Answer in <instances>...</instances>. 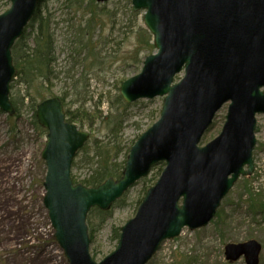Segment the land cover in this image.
Masks as SVG:
<instances>
[{
  "label": "water",
  "instance_id": "1",
  "mask_svg": "<svg viewBox=\"0 0 264 264\" xmlns=\"http://www.w3.org/2000/svg\"><path fill=\"white\" fill-rule=\"evenodd\" d=\"M105 1V0H100ZM41 0H11L0 14V107L13 115L10 86L17 75L12 47ZM146 9L157 54L121 87L128 102L167 95L160 119L130 150L123 175L97 187L75 184L73 159L89 138L66 119L59 97L44 99L37 119L48 130L42 151L47 172L44 204L69 264H147L165 239L203 227L214 217L240 175L254 170L256 114L264 113V0H133ZM185 67V76L173 85ZM227 102L218 137L199 143ZM166 163L136 215L123 227L117 248L100 262L90 253L87 215L112 204L151 168ZM248 165V170H245ZM262 246L249 240L226 246L229 260L259 264Z\"/></svg>",
  "mask_w": 264,
  "mask_h": 264
},
{
  "label": "rangeland",
  "instance_id": "2",
  "mask_svg": "<svg viewBox=\"0 0 264 264\" xmlns=\"http://www.w3.org/2000/svg\"><path fill=\"white\" fill-rule=\"evenodd\" d=\"M81 1L44 0L41 5L42 14L51 13L53 17L51 32L57 57L54 78L45 91L47 96L70 95L66 110L75 111L76 123L91 133L93 142L106 143L112 137L110 122L121 119L122 131L117 128L113 140L121 143L118 162L123 165L131 147L161 115L164 97L126 104L120 96L122 82L141 72L147 55L156 52L155 48L145 49V41L151 39L152 44L153 36L145 26L144 10L133 11L129 0L100 3L98 21L91 24L89 0L79 7ZM10 7V0H0V13ZM28 33L33 46L35 33L31 28ZM142 37L145 43H139ZM20 83L14 82L12 88L15 101L26 91ZM227 111L228 104L217 113L201 145L221 133ZM31 115L24 108L20 116L10 120L0 110V264H68L44 205V140L35 131ZM257 119L253 174L238 179L224 198L219 210L224 209L223 213L208 226L184 228L178 238L164 241L148 264H228L226 246L249 240L261 244L259 264H264V213L258 216L263 218L260 224L253 223L254 214L247 207L249 195L264 200V114ZM83 152L77 154V165L72 169L80 180L91 173L84 164L88 155ZM163 168V164L155 165L149 176L131 187L104 216L91 211L88 224L94 233L91 252L96 261L117 248L121 227L136 215ZM231 264L247 263L241 258Z\"/></svg>",
  "mask_w": 264,
  "mask_h": 264
},
{
  "label": "trees",
  "instance_id": "3",
  "mask_svg": "<svg viewBox=\"0 0 264 264\" xmlns=\"http://www.w3.org/2000/svg\"><path fill=\"white\" fill-rule=\"evenodd\" d=\"M71 1V0H67ZM84 1H81L78 6L83 7ZM88 8L92 12L91 20L93 22H97V18L99 16V12L97 8L99 6L95 1L88 2ZM88 9L87 7H85ZM90 20V24L91 21ZM51 26V15L47 14L45 16L42 15L41 6L37 8L36 14L30 24L28 25L27 29L25 30L24 35L17 40L15 45L13 46L12 53L14 57L15 65L18 69V78L17 81L22 82L25 84L26 91L24 94L21 93L20 98L15 101L12 99L15 107H16V116L15 117H8L10 120L15 119L16 117L20 116L21 110L26 108V110L30 111L32 114L30 117L31 123L35 129V131L40 135L43 140L45 141L46 136V129L40 126L36 118V109L38 103L47 97V93L45 91L46 84L51 82V79L54 78V69H55V62L57 57L55 55V39L54 34L50 31ZM31 28V31L35 33L34 36V45L31 46L29 42V33L28 29ZM145 49L152 50L154 48L153 44H151V39L146 40ZM142 37V40H139V43H145ZM90 45V43H89ZM146 50V51H147ZM14 86V85H12ZM69 94L64 93L60 96L61 100L63 101L64 105L68 104ZM26 99L28 100L26 104ZM85 112V111H84ZM67 115L69 117V121H77V117L75 111L68 110ZM112 116L110 115L109 118ZM121 119L112 120L111 123V133L110 137L106 143L101 142H93L89 141L81 151L84 150L85 156L88 155L87 158L84 160V164L91 170V173L88 174L90 176L85 177L83 180H80L78 177L73 175L74 182H82L87 186H98L99 184L103 183L109 177H120L122 175L123 169L125 167V163L118 162V157L123 150L121 147V143L118 141H114L116 135H118L117 128L119 131H122ZM114 138V140H113ZM113 140V141H112ZM43 141V144H44ZM77 163L74 161V166ZM252 194V193H251ZM259 196L262 194H258ZM256 196V195H255ZM255 196L248 197V208L250 213L254 214L252 218V222L256 224H260L259 221V214L262 215L264 213V200H256ZM221 210L220 213H223ZM99 215L104 216L105 213L98 208L93 209ZM219 213V214H220ZM101 220L104 221V217ZM219 218V217H218ZM91 239L93 242L94 233L92 231L91 225ZM119 234V232H118ZM117 234V237H118ZM231 264V263H228Z\"/></svg>",
  "mask_w": 264,
  "mask_h": 264
},
{
  "label": "bare ground",
  "instance_id": "4",
  "mask_svg": "<svg viewBox=\"0 0 264 264\" xmlns=\"http://www.w3.org/2000/svg\"><path fill=\"white\" fill-rule=\"evenodd\" d=\"M212 220H213V219H211V220L209 221V223H210ZM209 223H208V224H209ZM208 224H207V225H208ZM207 225H205V226H203V227H206ZM55 238H56V237H55ZM56 240H57V239H56ZM57 242H58V241H57ZM58 243H59V242H58Z\"/></svg>",
  "mask_w": 264,
  "mask_h": 264
}]
</instances>
